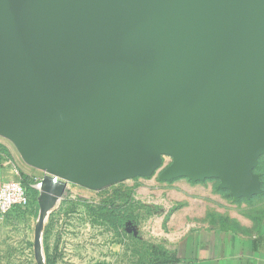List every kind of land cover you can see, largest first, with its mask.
Masks as SVG:
<instances>
[{
	"label": "water",
	"instance_id": "1",
	"mask_svg": "<svg viewBox=\"0 0 264 264\" xmlns=\"http://www.w3.org/2000/svg\"><path fill=\"white\" fill-rule=\"evenodd\" d=\"M0 134L44 172L35 230L70 182L147 175L260 190L264 0H0Z\"/></svg>",
	"mask_w": 264,
	"mask_h": 264
},
{
	"label": "rangeland",
	"instance_id": "2",
	"mask_svg": "<svg viewBox=\"0 0 264 264\" xmlns=\"http://www.w3.org/2000/svg\"><path fill=\"white\" fill-rule=\"evenodd\" d=\"M173 162L171 155L162 154L150 174L101 187L68 183L66 193L46 215L42 236L45 263L58 264L66 254H73L77 264H169L174 243L169 221L180 207L189 210L182 218L188 222L215 220L220 213L243 219L264 217V154L253 169L260 190L250 197L235 196L217 177L163 179L161 174ZM39 214V206L32 204L5 217L0 230V264L10 263L2 256L7 239L20 236L27 239L25 248L32 255V264L36 263L33 248Z\"/></svg>",
	"mask_w": 264,
	"mask_h": 264
},
{
	"label": "crops",
	"instance_id": "3",
	"mask_svg": "<svg viewBox=\"0 0 264 264\" xmlns=\"http://www.w3.org/2000/svg\"><path fill=\"white\" fill-rule=\"evenodd\" d=\"M40 174L43 176L38 167L24 158L15 142L0 134V183L23 181V176ZM188 212L185 207H180L169 221V230L174 237L173 260L169 264H264V217L243 219L235 214L224 216L220 213L215 220L183 221ZM13 213L15 211L0 212V230L5 225V217ZM26 243L27 239L21 236L9 237L2 256L9 264H32ZM34 257L37 264L35 249ZM59 263L77 264L73 254H66Z\"/></svg>",
	"mask_w": 264,
	"mask_h": 264
},
{
	"label": "built area",
	"instance_id": "4",
	"mask_svg": "<svg viewBox=\"0 0 264 264\" xmlns=\"http://www.w3.org/2000/svg\"><path fill=\"white\" fill-rule=\"evenodd\" d=\"M41 176L34 187L42 191ZM29 196L26 187L17 180H4L0 183V212L7 214L15 206L26 207L29 204Z\"/></svg>",
	"mask_w": 264,
	"mask_h": 264
},
{
	"label": "trees",
	"instance_id": "5",
	"mask_svg": "<svg viewBox=\"0 0 264 264\" xmlns=\"http://www.w3.org/2000/svg\"><path fill=\"white\" fill-rule=\"evenodd\" d=\"M42 175H34V176H23V181H20L27 189L28 192V196H29V204L26 207H20V206H15L11 211H16L19 209H26L29 208L32 204L36 205L38 207L37 204V199L38 196L40 195V191L38 189H36L34 187V184L36 183V181L41 177Z\"/></svg>",
	"mask_w": 264,
	"mask_h": 264
}]
</instances>
